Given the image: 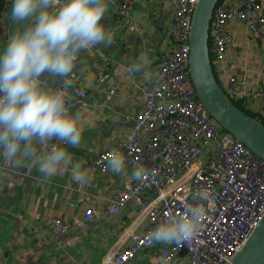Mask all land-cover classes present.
Segmentation results:
<instances>
[{
	"label": "built area",
	"instance_id": "1",
	"mask_svg": "<svg viewBox=\"0 0 264 264\" xmlns=\"http://www.w3.org/2000/svg\"><path fill=\"white\" fill-rule=\"evenodd\" d=\"M198 1L176 0L166 30L167 48L143 109L123 115L130 131L100 152L90 167L92 174H106L108 154L116 148L125 155L127 166L155 169L107 201L108 216L129 203L137 212L102 264H141L138 258L151 249L157 250L158 264H227L264 217V160L211 117L192 81L190 33ZM136 3L115 0L113 4L120 17L128 19ZM209 50L224 93L264 124V0H219L211 19ZM94 66L100 68L101 63ZM54 88L67 91L69 107L87 97L79 87ZM9 166L2 160L0 174ZM200 188L209 190L212 202L200 233L169 246L152 244L155 225L170 212L182 211L192 202L191 193ZM94 215L93 209L85 211L87 219ZM51 227L53 239L69 229L59 218L51 221ZM183 249L187 254L180 256Z\"/></svg>",
	"mask_w": 264,
	"mask_h": 264
},
{
	"label": "crops",
	"instance_id": "2",
	"mask_svg": "<svg viewBox=\"0 0 264 264\" xmlns=\"http://www.w3.org/2000/svg\"><path fill=\"white\" fill-rule=\"evenodd\" d=\"M7 1L6 33L0 50L17 27L11 19L12 0ZM140 1L135 6L140 5L141 11L134 6L128 19L120 17L117 7L111 4L103 22L115 30L114 43L82 52L72 75L48 78L51 87H79L87 94L84 100L69 107L72 112L85 111L87 119L80 146L69 151L74 162L82 163L89 171L100 152L130 131L122 117L143 109L146 92L167 48L166 30L176 0ZM96 50L115 63L111 65L100 58ZM141 50L152 61L150 71L154 78L150 82L143 78V69L121 75ZM96 61L101 63L100 68L94 66ZM9 167V171L0 174V264H102L135 218L137 210L132 203L115 216L105 212L107 201L132 183L111 169L104 175L90 172L91 185L81 189L70 172L46 181L35 169L29 173L24 167ZM132 169L127 166L129 175ZM92 209L95 215L87 219L85 211ZM54 218L69 226L57 239L51 238ZM138 261L158 264L157 250L145 251Z\"/></svg>",
	"mask_w": 264,
	"mask_h": 264
},
{
	"label": "clouds",
	"instance_id": "3",
	"mask_svg": "<svg viewBox=\"0 0 264 264\" xmlns=\"http://www.w3.org/2000/svg\"><path fill=\"white\" fill-rule=\"evenodd\" d=\"M114 2L12 0L11 19L17 27L0 50V158L5 163L29 173L35 169L46 181L70 172L79 188L91 185L90 171L74 162L69 151L81 144L86 113L72 112L67 91L49 86L48 78L72 75L82 52L114 43L115 30L103 22ZM151 63L141 50L121 75L143 69L150 82ZM107 166L127 181H143L155 171L138 164L129 175L126 157L116 148L109 152ZM191 201L155 225L152 244L169 246L200 233L212 208L211 193L200 188L191 193Z\"/></svg>",
	"mask_w": 264,
	"mask_h": 264
},
{
	"label": "water",
	"instance_id": "4",
	"mask_svg": "<svg viewBox=\"0 0 264 264\" xmlns=\"http://www.w3.org/2000/svg\"><path fill=\"white\" fill-rule=\"evenodd\" d=\"M219 0H199L190 33V71L198 98L211 117L264 160V124L247 115L224 93L212 70L209 50L211 19ZM135 9L141 11V6ZM187 254L183 249L180 256ZM227 264H264V217L244 247Z\"/></svg>",
	"mask_w": 264,
	"mask_h": 264
},
{
	"label": "trees",
	"instance_id": "5",
	"mask_svg": "<svg viewBox=\"0 0 264 264\" xmlns=\"http://www.w3.org/2000/svg\"><path fill=\"white\" fill-rule=\"evenodd\" d=\"M8 1L7 0H0V46H1V42L5 37V33H6V24H5V18H6V14L8 12ZM236 106H238L240 109L241 107L236 104ZM249 116H252L255 118V116L247 114Z\"/></svg>",
	"mask_w": 264,
	"mask_h": 264
}]
</instances>
